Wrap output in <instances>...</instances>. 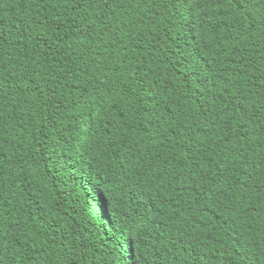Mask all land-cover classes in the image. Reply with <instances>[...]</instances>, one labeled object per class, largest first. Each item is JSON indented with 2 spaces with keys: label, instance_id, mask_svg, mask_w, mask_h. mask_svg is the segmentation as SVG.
<instances>
[{
  "label": "trees",
  "instance_id": "trees-1",
  "mask_svg": "<svg viewBox=\"0 0 264 264\" xmlns=\"http://www.w3.org/2000/svg\"><path fill=\"white\" fill-rule=\"evenodd\" d=\"M0 264H264V0H0Z\"/></svg>",
  "mask_w": 264,
  "mask_h": 264
}]
</instances>
